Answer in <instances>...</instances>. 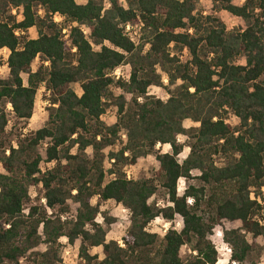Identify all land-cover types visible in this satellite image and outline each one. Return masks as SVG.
Returning <instances> with one entry per match:
<instances>
[{
	"label": "trees",
	"instance_id": "1",
	"mask_svg": "<svg viewBox=\"0 0 264 264\" xmlns=\"http://www.w3.org/2000/svg\"><path fill=\"white\" fill-rule=\"evenodd\" d=\"M210 1L244 27L227 31L219 18L198 14L196 0H0V52L9 50L8 75L0 79V264H61L62 239L80 243V264H217L211 236L221 222L241 224L222 229L228 264L259 263L264 249L254 240L264 241V225L250 194L264 188V0ZM54 16L68 24L67 37ZM129 26L140 27L137 45ZM30 29L36 39L27 37ZM124 65L128 78L114 80ZM42 87L51 99L47 121L14 147L5 139L6 107L28 122ZM152 87L173 90L163 101L148 96ZM110 108L116 121L108 126L102 117ZM186 121L194 127L185 129ZM179 137L190 149L182 163ZM157 144L171 152L158 153ZM150 155L159 164L154 177L127 179L124 169ZM193 172L198 184L179 196L178 181ZM34 187L41 196L32 200ZM159 192L164 206L152 202ZM108 202L128 213L123 247L107 240L115 219L97 222ZM176 217L179 232H148L156 219ZM94 248L103 260L91 255Z\"/></svg>",
	"mask_w": 264,
	"mask_h": 264
},
{
	"label": "rangeland",
	"instance_id": "2",
	"mask_svg": "<svg viewBox=\"0 0 264 264\" xmlns=\"http://www.w3.org/2000/svg\"><path fill=\"white\" fill-rule=\"evenodd\" d=\"M84 1L85 0H76L78 4H81ZM119 1L121 2L123 6H125V0H119ZM234 4L237 6L241 5L239 3V0H236ZM196 12L202 16L212 15V16L219 18L225 25L227 31L229 32L242 29L244 27L243 23L240 20L234 17H231L230 15L226 13L219 12L214 7V5L211 3L210 0H196ZM16 14H17V19L21 17L20 14L14 11L13 15H16ZM55 23L59 24L60 26L64 28L63 34L67 37L68 24H66L63 19H61V21L57 19ZM136 29L140 30V27H130L129 26L128 30H125V31L129 35L131 40L137 45L139 43L140 34H139V31H136ZM27 37L28 38L37 37V34L36 32L35 33L32 32L31 34L27 33ZM95 50H98V48H95ZM179 56H180V60L183 63L189 60V57L186 51H182L179 54ZM1 57L3 60V63H2L3 66L0 67V79H4L8 75V70L6 67V61L8 58V54L6 55L4 52H2ZM241 61L243 60L239 59L236 62V64L244 65L245 62L241 64ZM38 66H39V61L36 60L33 64V70L35 71L38 68ZM129 71H130V68L127 65L120 67L119 72H118L119 79H127V77L129 76ZM112 77L114 80H119L117 79L115 75H112ZM23 81L24 83H26L27 81L26 76H23ZM164 81L165 79H163V86L166 87L167 83H165ZM72 89L76 92L77 95L79 96L81 95V91L78 85H73ZM170 90H173V87L172 88L169 87L167 90L164 88L152 87L148 91V96L165 101L164 97H168ZM113 93L116 96L122 94L116 88H113ZM50 100H51L50 95L45 90V88L43 87L40 88V90L38 91L36 95L33 116L28 122L17 121L11 112V107L7 106L6 113H7V118H8L9 123H8V127L6 129V134H5L6 141L10 142V144L16 147L17 140L21 136L30 135L36 132L37 130L41 129L45 125L47 118H48L47 108L49 107V103L51 102ZM127 100H129V98H127ZM102 121L108 126L114 124L116 121V110L114 108L108 109L106 114L102 117ZM227 123L231 125L233 128H236L239 124V121L238 123H233V116L228 115ZM183 126L185 129H189L193 125L190 121H186L184 122ZM178 142L184 145V149L188 148V142L184 137H179ZM113 150L116 151L117 148ZM156 151L161 154H166V153H170L171 149L170 147H168L167 151H165V146L162 147L159 145V147H156ZM39 152L44 157V147L40 148ZM189 153H190V149L187 153H185L183 150L181 155H179L178 157L179 162L182 163L187 158ZM88 154L90 155V151H88ZM215 163L217 164V166H221L223 164L222 161L217 158H215ZM48 167L49 165H43L42 170L44 171ZM108 169H109V165L106 164V170ZM158 169H159V164L155 159V155H150L146 158L140 159L135 166L125 168L124 173L126 176L127 175L129 176V180H148L154 177ZM0 173H2L1 165H0ZM198 176L199 174L197 172H193L191 174L190 180L180 179L177 183V194L179 196H182L188 186L197 185L198 182L196 181V178ZM108 180H109V177H107L106 181ZM181 181H183V188H181ZM33 193H35V195H33ZM30 196L32 200L37 197H40L41 196L40 187L31 188ZM152 202H155L158 206H164L167 204L166 199L162 192H159L158 194H156V196L152 199ZM71 207L73 210H75L76 208V206L74 205H71ZM105 217L115 219V223L111 225L107 230V240L115 241L119 244L121 243L122 245V238L125 235V232L129 226V218H128L127 211L124 208H122L120 205H117L113 202L103 203L101 205V213L97 219V222L99 224H103ZM177 225H179V227H177ZM240 227H241V224L239 222H234V223L221 222V225L216 227L213 230L211 240L218 252L217 264H228L230 261V255H231V252L229 253L226 250L228 246L223 242L222 229L229 230V229H237ZM170 228H173L174 230L179 232L182 229L181 219L179 217H176L174 222L172 223H167L162 219H156L149 225L148 232L157 234L159 237H163L165 233L167 232V230ZM220 235H221V238L219 237ZM249 241L251 242L252 239L249 238ZM64 242L65 241L62 242V248L60 249V252H59V257L61 258V264H80V259L78 257L80 243L76 242L74 245L69 246L67 242L65 243ZM254 242L257 243L259 246L263 247L264 249V241L262 239H256L254 240ZM90 253L91 255H96L99 258L100 256H102L101 251L96 252V253H93L91 251ZM187 254L189 253L184 247L182 249L183 259L186 257ZM22 264H26V262H22ZM258 264H264V251H263L262 258Z\"/></svg>",
	"mask_w": 264,
	"mask_h": 264
},
{
	"label": "clouds",
	"instance_id": "3",
	"mask_svg": "<svg viewBox=\"0 0 264 264\" xmlns=\"http://www.w3.org/2000/svg\"><path fill=\"white\" fill-rule=\"evenodd\" d=\"M244 2H245V0H239V3H240L241 5H243ZM109 7H111L110 4H106V5H105V8H109ZM14 11H15V10H14ZM18 19H19V20H22L23 17H19ZM57 19H59L58 16H57ZM30 31H31V29H30ZM136 31H139V29H136ZM3 51H4V53H5L6 55L9 53V50H8L7 48H5ZM243 63H244V61H241V64H243ZM164 82L167 83V80L165 79ZM176 83H177V84H180L181 81H180V80H177ZM167 98H168V97H164L165 100H167ZM233 123H238V120H237L236 117H233ZM197 126H199V125H197ZM157 147H159V144H157ZM168 147H169V146L166 144V145H165V151H167ZM88 150L91 151V149H88ZM188 151H189L188 148H185V149H184V152H185V153H187ZM72 154H75V149L72 150ZM125 155H128V153L126 152ZM181 188H183V181H181ZM74 194H75V193H74ZM181 194H182V193H181ZM33 195H35V193H33ZM188 203H189V204H192V203H193V200H192V199H189V200H188ZM177 227H179V225H177ZM121 247H123V245H121ZM100 251H101L100 248H94V249H92V252H93V253L100 252ZM100 259L103 260V259H104V256H100Z\"/></svg>",
	"mask_w": 264,
	"mask_h": 264
},
{
	"label": "built area",
	"instance_id": "4",
	"mask_svg": "<svg viewBox=\"0 0 264 264\" xmlns=\"http://www.w3.org/2000/svg\"><path fill=\"white\" fill-rule=\"evenodd\" d=\"M126 30H128V27H126ZM119 69H117L113 75L119 79ZM128 78V77H127ZM250 200L256 202L257 206L259 207V215H258V223L260 225H264V188L261 189V195L255 196L253 193L250 194ZM189 204V203H188ZM221 238V235L219 236ZM119 244V243H118ZM121 247V243L119 244ZM230 253V249L227 247L226 249Z\"/></svg>",
	"mask_w": 264,
	"mask_h": 264
},
{
	"label": "crops",
	"instance_id": "5",
	"mask_svg": "<svg viewBox=\"0 0 264 264\" xmlns=\"http://www.w3.org/2000/svg\"><path fill=\"white\" fill-rule=\"evenodd\" d=\"M85 3H86V0H85L83 3L79 4V5H83V4H85ZM120 3H121V2H120ZM77 4H78V3H77ZM58 17H59V16H58ZM61 19H62V18L59 17V21H61ZM53 20H54V22H56V21H57V16H54ZM56 24H57V23H56ZM32 32L35 33V32H36L35 29H31V31H30V30L28 31V33H30V34H31ZM30 39H36V37L30 38ZM2 52H4V51L2 50V51L0 52V55H1ZM8 55H9V53H8ZM7 70H8V69H7ZM162 147H163V146H162ZM126 177H127V179H129V176H128V175H127ZM92 202H93L92 204H96V200H94V201H92ZM63 241L67 242L65 239H62V240H61V244H62ZM65 242H64V243H65ZM99 259H100V258H99Z\"/></svg>",
	"mask_w": 264,
	"mask_h": 264
}]
</instances>
